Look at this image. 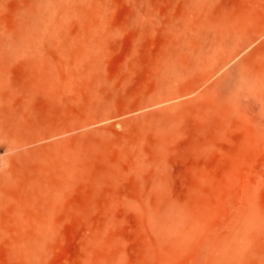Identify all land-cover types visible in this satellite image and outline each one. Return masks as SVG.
Returning <instances> with one entry per match:
<instances>
[{"label": "rangeland", "instance_id": "374dc122", "mask_svg": "<svg viewBox=\"0 0 264 264\" xmlns=\"http://www.w3.org/2000/svg\"><path fill=\"white\" fill-rule=\"evenodd\" d=\"M43 8L0 0V264H264V0H64L26 39Z\"/></svg>", "mask_w": 264, "mask_h": 264}, {"label": "bare ground", "instance_id": "6f19581e", "mask_svg": "<svg viewBox=\"0 0 264 264\" xmlns=\"http://www.w3.org/2000/svg\"><path fill=\"white\" fill-rule=\"evenodd\" d=\"M42 1L44 3V8H43L42 12H39V14L36 17V19H35L34 22H32L30 25H25L24 26L26 28V30L28 29L27 31L26 30L23 31V33L24 32H27L28 33V34L24 33V36L26 35V39H30V38L33 39V37H32L33 35L31 33H30L31 35H29V31H30L33 34H35L37 36V38H38V36L40 38H42V41H43V39L45 40V39L50 38L51 36H53V34L55 33L56 29L59 26V23L60 22H59V16H58V14H59L60 8H62V4H63L64 0H42ZM197 1H200V0H197ZM196 5L198 6V9H200L201 2H197ZM193 23H194L193 20H191V19L187 20L186 24H184L185 31L186 30H190L191 27L193 26ZM25 28H23V29H25ZM21 33H22V29L20 30V34ZM20 34H19V36H20ZM22 34H21V37H24V36H22ZM35 35H34V37H36ZM27 36L29 38H27ZM21 37H19L18 39H20ZM26 39L25 38H21V41L20 40L19 41L16 40L17 42L15 44H18V42L19 43L20 42L23 43V41L25 43V42H27ZM215 40L216 39H214L213 41H215ZM252 40H253V37L252 36H247L239 44V46L236 48V53L239 52V51H241V50H243V49H245V47L248 44H250L252 42ZM39 42H41V41H39ZM43 42H41V43H43ZM10 43H11L10 44L11 47H13L12 46L13 45L12 42H10ZM24 43H23V46H24ZM30 43H32V42L29 41L28 44H30ZM34 43L38 44V40H35ZM36 44H35V46H36ZM212 44H213V47L216 46V44L214 42ZM23 46H21V47H23ZM27 46H29V45H27ZM21 47L19 45L16 50H18V48L20 49ZM24 47H26V45ZM213 47H212V49H213ZM186 48L185 49L182 48L179 51V55L178 56L176 55L175 56L176 58L174 57L175 58V60H174L175 62L181 61V63H182L184 60H186L187 57H189L190 55L193 54L194 49H193L192 46H189V47L186 46ZM215 48L213 50H215ZM183 49H184V51H182ZM215 71H216V69H214V68L210 69V73L211 74L214 73ZM248 86H249L248 83L246 84V83H244V82L241 81L240 87H239V91H237L235 93V95H234V100L236 99V101L238 102V104L239 103L240 104L241 103H245L243 106H245L246 103L248 102V104H250V105L247 104L248 107H249V109L251 107V109H253V111H254V109L256 111V106H258L257 101H256L257 98H256L255 94L253 93V91L251 89H249ZM247 105H246V108H247ZM263 255H264V248H263Z\"/></svg>", "mask_w": 264, "mask_h": 264}]
</instances>
